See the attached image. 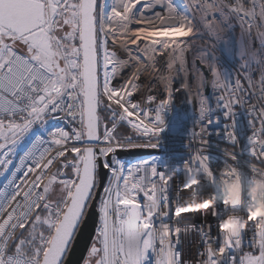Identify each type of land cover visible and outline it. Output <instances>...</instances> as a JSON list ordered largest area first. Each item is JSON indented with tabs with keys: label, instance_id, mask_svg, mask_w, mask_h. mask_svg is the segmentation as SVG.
<instances>
[{
	"label": "snow or ice",
	"instance_id": "6c2138e0",
	"mask_svg": "<svg viewBox=\"0 0 264 264\" xmlns=\"http://www.w3.org/2000/svg\"><path fill=\"white\" fill-rule=\"evenodd\" d=\"M137 4L140 0H0V177L8 173L0 184V264H70L93 213L82 264H192L178 249L181 221L190 210L177 215L179 205L163 183L170 174L158 172L154 160L126 165L116 153L144 147L118 130L126 124L139 137L154 135L148 112L158 111L132 99L142 73L120 81L129 65L120 53L137 45L153 67L172 53L166 67L179 63L183 68L185 38L199 27L178 14L171 0H152L141 9ZM194 6L210 33L214 21L231 27L235 17L251 36L257 13L264 16V0H194ZM157 7L161 11L145 15V9ZM255 29L260 49L249 53L245 45L244 56L264 67V25ZM260 84L264 100V75ZM155 101L149 96L146 103ZM235 103L240 98L230 93L224 103L228 117ZM49 118L65 120L70 130H49ZM248 143L250 155L264 158V120ZM220 211L213 208L212 215ZM189 227L203 245L195 264H264V219L248 226L247 241L246 231L225 236L218 229L216 235L207 232L210 224ZM224 247L221 258L217 254Z\"/></svg>",
	"mask_w": 264,
	"mask_h": 264
},
{
	"label": "built area",
	"instance_id": "2783aa9c",
	"mask_svg": "<svg viewBox=\"0 0 264 264\" xmlns=\"http://www.w3.org/2000/svg\"><path fill=\"white\" fill-rule=\"evenodd\" d=\"M181 1L190 19H193L199 27L195 36L185 38L188 42L183 45L184 49L192 50L187 53V57L193 59L192 63L195 60L193 56L196 54H207L211 57V65L208 61L206 63L212 69L213 87H211L209 95L203 96L204 102L199 107L198 124L196 126L191 124L192 117L195 115H192L189 110L184 111L182 117L167 116L163 108L159 106L161 101L157 97L156 82L160 81L164 86L166 84L170 86L174 83L183 85L182 81L170 76V70L173 67H166V62L173 58V54L169 53L159 59V64L153 67L152 61L146 59L137 50V45H129L132 49L131 53H120L122 57L129 59V65L123 69L119 79L123 81L133 73H142L138 81L141 85L140 90L132 99L140 101L145 110L157 108L158 111L148 112L151 120L149 128L155 129L154 135L139 137L126 124L119 128V130L121 128L126 130L124 135L133 136L134 140L139 141L144 146L138 150H148L151 153L121 157L116 153V156L126 165L140 160H154L158 172L170 174L163 183L169 187V196L179 205L177 215L179 216L182 211L190 210V214L181 221L182 234L178 249L184 261L195 264V261L202 259L199 253L203 251V245L200 243V234L189 226L195 225L199 228L201 225L210 224L212 227L207 228V232L216 235L218 229L222 235H225L220 228L222 221L231 217L243 218L247 221L243 230L246 231L245 240L247 241L248 236L251 235L248 226L264 219V217L250 215L248 211L255 209L260 201H264V193H261L257 199H253L250 195V190L254 185L258 182L264 183V165H262L264 158L255 159L250 155L248 143L253 131L259 135L260 124L264 120V100L260 98V78L264 75V68L255 62L251 63L247 57L245 61L249 63V67L245 69L232 54L231 48L237 37L236 31L240 29L239 31L242 33L241 31L244 29V32L247 33L249 32L247 26H241L239 20L233 17L231 27L227 22L216 23L214 21L215 30L210 33L200 23L194 0ZM244 2L248 4L250 0H244ZM215 15L217 18L219 17V13ZM211 18L210 15L209 19ZM252 24L254 37L252 41L246 44L249 46L248 51L252 50V47L260 49L255 26L261 22L257 15ZM141 26L133 25L132 27ZM146 64L148 65L147 71H145ZM186 72L199 76L196 79L199 82L203 80L196 65L192 70H186ZM237 84H241L242 87L237 89ZM192 87L199 91L196 83L193 82ZM230 93L239 97L241 103L233 104L232 112L228 114L230 115L228 117L224 103L229 99ZM139 94L142 96L141 98ZM191 94L194 96L193 93ZM149 96L156 98L155 103H146ZM167 104L173 106L169 100H167ZM253 107H255V111H252ZM186 108L188 109V106ZM53 115L59 117L63 114ZM157 115L160 117L159 121L156 120ZM45 127L49 130H54L56 127H64L66 130H70V126L60 118H49ZM119 130L118 134L123 135ZM40 131L41 129L35 132L39 133ZM102 132L103 123L101 125ZM233 132L235 136L232 135ZM45 138L47 137L45 136ZM235 139L236 143H233L232 141ZM255 151L259 153V147L255 148ZM14 163H18V160H14ZM209 167L211 169L210 174L208 172ZM212 171L219 174L213 176ZM7 175L8 173L0 179V184L6 182ZM213 178L215 179L213 180ZM28 179H31V176ZM183 185L188 187L182 189ZM229 189L235 190L233 194L236 203L234 204L226 200ZM209 197H212L211 204L213 205L210 211L203 208V201L210 204ZM138 199L142 201L143 195L141 194ZM213 208L221 210L219 216L214 217L212 215ZM205 210L207 211L205 212ZM184 229H187V232H184ZM260 230L261 226L258 225L257 231ZM175 236L176 233H173V237ZM226 252L227 248L224 247L217 255L222 258Z\"/></svg>",
	"mask_w": 264,
	"mask_h": 264
},
{
	"label": "bare ground",
	"instance_id": "6f19581e",
	"mask_svg": "<svg viewBox=\"0 0 264 264\" xmlns=\"http://www.w3.org/2000/svg\"><path fill=\"white\" fill-rule=\"evenodd\" d=\"M151 2H152V0H148L146 3L149 4ZM171 2H172V0H171ZM141 4L142 3L140 1V4H137L136 9H141V6H142ZM172 4H173V2H172ZM173 7L176 9L178 14L187 15L190 18V16L186 12L181 0H179V3L176 4V6L173 4ZM134 11H135V9H134ZM146 11L148 12V10H146ZM159 11H161V9L158 8V7L151 10V12H153V13L159 12ZM239 30L236 31V34H237L236 40H237L238 36L240 35L242 37L243 46H245L246 44H248L250 41L253 40V37H254L253 34L250 36L249 32H247V33L244 32L245 31L244 29H243V31H241L242 33H240ZM180 34H183V32L181 31ZM171 35L174 36V35H176V33H173ZM236 40L233 43V47L231 48L232 54L234 55L235 59H236V57H235ZM255 49L258 50V48H255ZM189 51H192V50H189V49L185 50L184 49L183 57H184V60H185V64H184L183 68H181V65L179 63H176V64L173 65L172 70H170L171 71L170 72V74H171L170 76L172 78L173 77L176 78V80H178V81H182L183 85H180L179 83H174L173 85H170V86L167 85V84L164 86V84H161L160 81H158V82H156V87H157L156 93H157L158 99H160L161 102L164 101L166 98H170V99H166L164 101L163 111H164V113L167 116L172 115V116H180V117H182V114L184 113V111L189 110V112L192 115H195V117H196V118L192 117L193 121H192L191 124L196 126L198 124L197 122L199 121L198 117L200 116L199 115L200 114L199 113L200 112L199 107H200V105H202L201 103L204 102V97L203 96L209 95L211 87H213V83H212L213 82L212 81L213 75L211 74V82L209 84V92H208V94H205V85H206L205 76L203 74V71L200 69L199 64L204 66V68L206 70H208L209 66L207 65V63H201V61L202 60L205 61V62L208 61L210 63V65H211V57L209 55H207V54H204V55L203 54H196V55L193 56V58L195 60L192 63L191 61L193 59L187 57V53H189ZM251 51L252 50H249V53ZM263 53L264 52H261L262 56H263ZM247 57L250 59L249 56H244L243 60H244L245 63H247L245 61V58H247ZM128 58H129V56H128ZM240 64H242V63H240ZM195 65L198 67V69H199V71L201 73V76L203 78V80L201 79L202 80L201 82L196 80L197 78H199V76L194 75V74L189 73V72H186V70H192ZM258 70H260V69H258ZM210 73H211V71H210ZM193 82L198 85L199 91H196V89L194 87H192ZM191 93H193L194 96H192ZM139 96H140V98L142 97L140 94H139ZM184 99L186 101L185 103H184ZM167 100H169L170 104L173 105L172 107L167 104ZM184 106H185V108H184ZM186 106H188V109L186 108ZM173 107L176 108V109H174ZM100 131H101V129H100ZM120 131H122V132H120ZM119 132L124 135L126 133V130L121 128L119 130ZM217 174H219V173H216V172L212 171V175L213 176H215ZM208 182H210V181H208ZM208 201H209L210 204H208L207 202L203 201V204H204L203 208L204 209H209V211H210V208L213 206L211 204L212 197H209ZM206 211L207 210H205V212ZM206 214H208V213H206ZM206 216H208V215H206Z\"/></svg>",
	"mask_w": 264,
	"mask_h": 264
},
{
	"label": "water",
	"instance_id": "95a60500",
	"mask_svg": "<svg viewBox=\"0 0 264 264\" xmlns=\"http://www.w3.org/2000/svg\"><path fill=\"white\" fill-rule=\"evenodd\" d=\"M235 57L236 60L242 65L245 64L244 62V46H243V41L242 37L239 35L236 44H235ZM243 57V58H242ZM200 69L203 71V74L205 76V94H208L209 92V84L211 82V73L210 71L206 70L204 66L199 64ZM151 151L148 150H135L131 152H117V155L119 157L121 156H136V155H141V154H150ZM95 219V213L92 214V219H89L88 223L82 227L81 232L79 233V238L77 242L74 245V252L70 257V264H81L82 262V257L85 256L87 247L90 242V237L92 235V230H93V221Z\"/></svg>",
	"mask_w": 264,
	"mask_h": 264
},
{
	"label": "clouds",
	"instance_id": "9594fccd",
	"mask_svg": "<svg viewBox=\"0 0 264 264\" xmlns=\"http://www.w3.org/2000/svg\"><path fill=\"white\" fill-rule=\"evenodd\" d=\"M234 189H229V194L226 196V200L231 201L233 204L236 203V198L234 197ZM261 193H264V183H257L250 190V195L253 199H257ZM249 214L264 217V201H260L255 209H249ZM247 221L239 217L226 218L221 222L220 228L225 233V235H231L234 233L242 232L246 227Z\"/></svg>",
	"mask_w": 264,
	"mask_h": 264
},
{
	"label": "rangeland",
	"instance_id": "374dc122",
	"mask_svg": "<svg viewBox=\"0 0 264 264\" xmlns=\"http://www.w3.org/2000/svg\"><path fill=\"white\" fill-rule=\"evenodd\" d=\"M141 1V5H146L147 3V1L148 0H140ZM172 2H173V4L176 6V4H178L179 3V0H172ZM225 2L226 3H228V4H231V3H233L234 2V0H225ZM227 9H224V11H226ZM181 11V10H180ZM154 13L153 12H151V11H146L145 10V15H147V16H152ZM257 17L259 18V20H260V22H261V24L262 25H264V16H261L260 15V13H257ZM237 20V19H236ZM235 23V22H234ZM263 56H264V53H263ZM40 128H39V125H37L35 128H34V131H38ZM56 170H57V166H54L53 168H52V172L54 173V172H56ZM7 173V172H6ZM6 173H5V175H6ZM4 175V176H5ZM3 176V177H4ZM3 177H0V179H2ZM47 181H45V183H46Z\"/></svg>",
	"mask_w": 264,
	"mask_h": 264
},
{
	"label": "flooded vegetation",
	"instance_id": "af4514ba",
	"mask_svg": "<svg viewBox=\"0 0 264 264\" xmlns=\"http://www.w3.org/2000/svg\"><path fill=\"white\" fill-rule=\"evenodd\" d=\"M81 264H82V262H81Z\"/></svg>",
	"mask_w": 264,
	"mask_h": 264
},
{
	"label": "trees",
	"instance_id": "16d2710c",
	"mask_svg": "<svg viewBox=\"0 0 264 264\" xmlns=\"http://www.w3.org/2000/svg\"><path fill=\"white\" fill-rule=\"evenodd\" d=\"M120 132H122V131H120Z\"/></svg>",
	"mask_w": 264,
	"mask_h": 264
}]
</instances>
